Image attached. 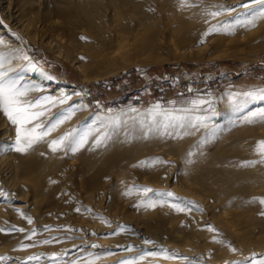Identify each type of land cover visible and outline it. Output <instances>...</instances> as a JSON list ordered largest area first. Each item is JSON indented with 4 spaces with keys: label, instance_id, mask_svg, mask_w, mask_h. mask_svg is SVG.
Returning a JSON list of instances; mask_svg holds the SVG:
<instances>
[{
    "label": "bare ground",
    "instance_id": "obj_1",
    "mask_svg": "<svg viewBox=\"0 0 264 264\" xmlns=\"http://www.w3.org/2000/svg\"><path fill=\"white\" fill-rule=\"evenodd\" d=\"M77 1L76 13L69 10L71 13L64 12L62 16L57 12L48 16L44 8L35 9L30 0H0V56L5 60L0 72L18 78L21 86L34 88L26 99L33 103L41 101L40 107L33 109L44 113L34 122L42 125L41 130L49 123L62 121L25 153L0 151V171L4 173L0 178V227L23 229L12 241L1 240L0 254L12 251L20 240L59 234L61 238L57 239L62 240L49 246L48 252L61 254L77 246L80 250L69 260L83 255L88 259L84 264H101L108 245L94 235L95 229H102L99 222L103 220L96 210H102L103 198L108 196L107 204L114 211L126 208L120 199L122 193L134 190L132 186L127 188L132 178L166 190L163 194L200 202V210L189 218V212L174 209L179 205L175 202L178 199L166 200L167 208L160 206L158 214L169 224L179 227L183 220H188L187 225L196 230L192 235L199 236L198 230H205L204 225L209 223L218 228L221 233L218 235L232 243L248 238L251 223L256 220L253 207H259L264 196V157L248 147L264 141V119L251 117V113L264 110V94L236 89L208 104L204 111L160 114L146 111L149 113L146 114L134 106L108 117L102 116V112L90 114L80 90L47 71L33 50L45 47L58 58H66L83 79L102 78L137 63L189 58L196 52L208 51L214 40L221 49L211 48L210 55L234 52L232 46L241 41L260 47L264 44V18L257 17L252 24L238 27L241 33L236 38L206 35L215 26L200 19L207 17L202 16L205 14L200 8L214 6L215 2L236 5L243 0L177 4L171 8L168 26L154 20L149 9L136 12L128 8V3L117 6L108 0ZM137 1L142 7L145 0ZM156 5L152 2L155 11L163 9ZM246 10L250 20L260 8ZM81 16L88 21L81 24L87 23L91 28L69 24L71 19ZM226 25L230 24L221 27ZM80 36L83 38L79 39ZM246 117L253 122L247 123ZM62 136L67 139L52 151L50 143ZM82 137H86V142L71 151L70 146H75ZM15 139L16 127L0 111V142L6 147ZM173 174L175 180L169 182ZM3 189L16 191L17 195L7 201L10 194L5 196ZM198 222L204 225L197 227ZM53 223L66 225L48 230L46 225ZM38 226L43 228L38 230ZM32 230L36 237L29 236ZM216 236L201 239L204 250L196 249L193 255L204 259L206 252L216 251ZM126 238L116 239L114 244L126 241L136 244L135 237L126 235ZM176 248L182 250L181 246ZM169 260L163 258L160 262Z\"/></svg>",
    "mask_w": 264,
    "mask_h": 264
},
{
    "label": "rangeland",
    "instance_id": "obj_2",
    "mask_svg": "<svg viewBox=\"0 0 264 264\" xmlns=\"http://www.w3.org/2000/svg\"><path fill=\"white\" fill-rule=\"evenodd\" d=\"M75 1L77 0H30V3H33L32 6L35 9L44 8L43 12L49 13L48 16H54L55 12L60 13L59 15L62 16L61 13L64 12L71 13L72 11V13H76L74 4L75 6L78 5L79 1ZM108 2L117 4V6L128 3V8L136 12L137 9H149L148 11L151 12L152 16H155L154 20H158L164 26H168L169 18L172 17L171 8H175L177 4H182V0H145L143 6L139 7L137 0H108ZM152 2L154 5H160L163 9L155 11V8H152ZM251 3L252 0L239 1L236 5L215 2L213 3L214 6L207 5L200 8L205 14L202 16H207L200 19L209 20L208 22L212 23L215 29H218V31H212L211 35L239 38L237 35L241 32L237 31L238 27L244 24L249 25L246 23L249 13L241 6ZM183 4L188 6L197 5L194 0H183ZM211 12H220L221 14L213 17L210 15ZM85 20V16H81L80 18L71 19L69 24L75 27L74 25L79 23L76 25L79 28L82 27L81 25L87 27L88 21ZM68 21L65 22L68 23ZM237 21L240 23H237ZM81 22L87 23L81 24ZM223 24H230L231 26L221 27ZM87 28L91 27L88 26ZM80 38L83 37L80 36ZM212 42L213 46L211 48L215 51L221 49L215 40ZM252 46L250 42L243 44L241 41L239 44L232 46L231 50L234 52L231 53L210 55V48L208 49L209 52H196L194 55H190L189 58L183 57L153 64L137 63L118 74L106 75L102 78L93 76L87 79H83L81 74L79 75L80 71L66 58H58L48 48L42 47L39 49L36 47L33 54L41 61L47 71L64 80V83L75 86L80 90L82 99H85L86 103L88 102L87 107L90 114L102 112V116L108 117V115H115L120 111L127 110L126 108L131 109L134 106H138L139 108H136L141 112L148 111L149 113L153 112V114L166 111L176 113L192 110L204 111L208 104L216 103L223 94L236 89L253 91L251 93L263 95L264 44L256 48ZM148 112L146 114H149ZM51 124H47L44 129L51 126ZM38 131L42 130L39 129ZM14 143L15 141L6 144V147H4L5 144L1 141L0 151L8 149L16 152L13 150ZM256 146L254 143L248 145V147H252V152H257ZM262 161H264V158ZM3 175L4 173L1 170L0 178ZM173 176L174 174L168 176L169 182L175 180ZM0 186L2 187L1 184ZM130 186L134 187V190L122 193L120 199L121 204L126 208L122 207L114 211L113 206L107 204L110 200L108 196L103 198L102 205L104 206L102 210H96V214L98 212L97 216L100 215L103 220L99 222L102 224V229H95L93 231L94 235L97 234L108 245V249L102 254L101 264H248L252 260L259 264L261 260H264V204L261 203L257 208L253 207L256 220L251 223L250 236L245 238L246 240L242 238L232 243L222 238L218 228L213 225L210 226L209 223L204 225V223L198 222L197 227L204 225L207 228L198 230L199 236H196L192 235V232L196 230H194L195 227L192 228L193 226L187 225V223L189 224L188 220L186 222L183 220L181 226L178 227L175 223H173L174 226L169 224L166 219L162 220V217L158 214L160 206L163 205L167 208L166 200L174 199L175 201V199H178L175 201L179 204L177 208L183 209L181 212H189L188 217L192 218L200 210V202L191 201L181 196H168L167 193L163 194L166 190L157 189L153 185L140 180L135 181V178L129 181L127 188ZM145 188L152 189V192L145 194L141 191ZM3 192H5V196L10 194L7 201L12 200L17 195L16 191L13 190L6 191L3 189ZM261 199L264 200V196ZM7 201L4 200L3 202L7 203ZM177 208L174 209L177 211ZM65 225L53 223L46 225V227L49 230V228L56 229ZM97 226L101 228L100 225ZM41 228L43 227L38 226L37 229ZM78 228L81 229L79 226ZM209 228L212 231H209ZM0 230H2L0 231V242L1 240L12 241L19 232L14 226H3L0 227ZM35 234L36 232L32 230L29 236L36 237ZM126 235L135 237L136 244L130 241L114 244L117 242L116 239L118 241L123 238L127 239ZM177 235H181V237ZM215 235H217L216 251L206 252L203 256L204 259L193 255V251L196 249L199 251L204 250V243L201 239ZM58 237H60L59 234H53L52 236L47 234L41 237L37 236L34 239L20 240L13 245L12 251L0 254V264H84L85 261H88L86 257L83 258V255L69 260L74 252L80 250L77 246H71L69 251L61 254L48 252L47 248L49 246L56 244L57 240H62L57 239ZM176 245L181 246L182 250L176 248ZM15 256L18 258H14ZM163 258H169L170 260L160 262Z\"/></svg>",
    "mask_w": 264,
    "mask_h": 264
},
{
    "label": "snow or ice",
    "instance_id": "obj_3",
    "mask_svg": "<svg viewBox=\"0 0 264 264\" xmlns=\"http://www.w3.org/2000/svg\"><path fill=\"white\" fill-rule=\"evenodd\" d=\"M183 6V0H182ZM244 8L248 9L249 12L252 11L253 7L260 8L258 13H252V19L248 20L247 24H252L253 21L259 17L264 18V0H252L251 4H244L242 5ZM220 12H211L210 15L216 17L220 15ZM237 23H240L237 21ZM212 31H218V29H210L209 33L211 34ZM2 43V41H0ZM25 60H28V57H24ZM4 57L0 56V68L4 66ZM32 67H35L32 65ZM51 78V77H49ZM34 90L29 85H20V80L11 78L8 76L6 72H0V111L4 113L7 119L16 127V139L13 145V150L20 153L27 152L30 148L34 146V144L40 142L44 139L47 135H49L61 120H57L55 123L51 124L48 128L38 131L42 129V125L39 123H34L42 116L44 113L43 111H34L33 109L40 107L41 101H36L33 103L26 99L29 91ZM262 94H264V90H262ZM248 95H252L248 93ZM259 116L261 119H264V110L259 113L253 112L251 113V117ZM247 123H252L253 120L250 117L245 118ZM31 126V127H30ZM67 139V136H62L57 140H53L49 147L52 151H56L61 145H63L64 141ZM86 142V137H82L79 141L75 142V146H70V150L75 152L80 146H82ZM97 145L101 143L98 139L96 141ZM257 154L264 157V141L258 142L257 145ZM264 162V161H262ZM145 194L152 192V189L145 188L142 189ZM162 195V194H160ZM171 196V193L167 194ZM260 203L264 204V200H261ZM152 206V205H149ZM177 211H183L181 208H177ZM29 223L31 221L29 220ZM2 231V230H0ZM19 231H23V229H19ZM209 231H212L209 228ZM47 242V241H46ZM234 251V249H233ZM143 259V257H141ZM252 264H256L253 260ZM259 264H264V260H261Z\"/></svg>",
    "mask_w": 264,
    "mask_h": 264
}]
</instances>
